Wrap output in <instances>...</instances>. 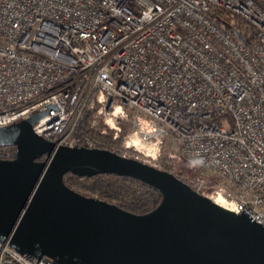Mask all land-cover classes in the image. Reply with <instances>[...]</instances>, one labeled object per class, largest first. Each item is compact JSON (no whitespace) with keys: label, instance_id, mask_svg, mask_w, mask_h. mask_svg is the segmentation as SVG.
Instances as JSON below:
<instances>
[{"label":"built area","instance_id":"1","mask_svg":"<svg viewBox=\"0 0 264 264\" xmlns=\"http://www.w3.org/2000/svg\"><path fill=\"white\" fill-rule=\"evenodd\" d=\"M49 105L42 139L91 149L81 121L124 126L122 156L188 163L196 192L264 229V0H0V125ZM0 264L49 262L0 242Z\"/></svg>","mask_w":264,"mask_h":264},{"label":"water","instance_id":"2","mask_svg":"<svg viewBox=\"0 0 264 264\" xmlns=\"http://www.w3.org/2000/svg\"><path fill=\"white\" fill-rule=\"evenodd\" d=\"M49 107L0 125V146L15 149L12 159L0 160V242L49 264H264L259 224L223 209L172 173L37 136L32 125ZM65 173L128 177L161 199L150 212L135 215L66 186Z\"/></svg>","mask_w":264,"mask_h":264},{"label":"trees","instance_id":"3","mask_svg":"<svg viewBox=\"0 0 264 264\" xmlns=\"http://www.w3.org/2000/svg\"><path fill=\"white\" fill-rule=\"evenodd\" d=\"M214 16L220 17V13H216ZM230 30L232 33L239 36L245 43H248L253 38L252 28L242 20H235L230 26ZM123 132L124 129H122L117 138L112 139L111 132L108 134H99L98 129L90 128L88 119H84L78 124L75 134L90 138L93 141V148L95 149L107 150L122 156L117 145ZM10 148L14 149L12 146H10ZM42 160L43 156L36 159V161ZM159 162L161 170L169 173H171L170 169L176 171V173L173 174L174 177L195 191L192 184L184 177L180 176L183 174L188 176L189 173L180 170L177 163L169 161L165 156L161 157ZM186 167L188 169L192 168L188 163H186ZM61 180L63 184L77 189L76 191L82 194H85L83 191L94 194V197L113 203L120 209L135 215H142L150 212L159 204L161 199L160 194L152 187L124 176L94 174L88 177H77L71 173H65Z\"/></svg>","mask_w":264,"mask_h":264},{"label":"rangeland","instance_id":"4","mask_svg":"<svg viewBox=\"0 0 264 264\" xmlns=\"http://www.w3.org/2000/svg\"><path fill=\"white\" fill-rule=\"evenodd\" d=\"M98 126L99 127H101L102 125L99 123L98 124ZM123 129H124V132H125V127L123 126ZM124 132H123V134H124ZM109 132H107L106 134H108ZM117 148L120 150V152H121V154H124L123 152H124V149H123V147H122V137H121V139H120V141H119V143H118V145H117ZM163 148V147H162ZM133 150H128V152L126 153V154H130V152H132ZM162 151V150H161ZM126 156V155H125ZM162 157H163V155H162ZM138 159L139 160H141V161H143V160H145L144 159V156H142V154H140V153H138ZM143 162H145V163H147V161H143ZM178 164V166H179V168H180V170H184V171H186L187 173H189L188 174V177L190 178V179H192V177H195L196 175H197V172H196V169L194 168V167H192V168H187L186 167V163L185 162H178L177 163ZM175 173H176V171H175ZM198 176V175H197ZM74 190H77V189H75L74 188ZM85 194H89V195H91V196H95L94 194H90V193H87V192H85V191H83ZM81 193V192H80Z\"/></svg>","mask_w":264,"mask_h":264},{"label":"bare ground","instance_id":"5","mask_svg":"<svg viewBox=\"0 0 264 264\" xmlns=\"http://www.w3.org/2000/svg\"><path fill=\"white\" fill-rule=\"evenodd\" d=\"M213 202H215L216 204L220 205V202L217 199L213 200Z\"/></svg>","mask_w":264,"mask_h":264}]
</instances>
